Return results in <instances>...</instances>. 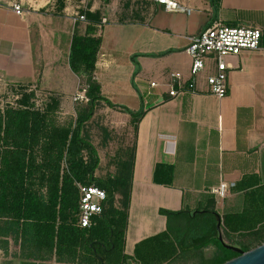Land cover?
I'll return each instance as SVG.
<instances>
[{
	"label": "crops",
	"instance_id": "1",
	"mask_svg": "<svg viewBox=\"0 0 264 264\" xmlns=\"http://www.w3.org/2000/svg\"><path fill=\"white\" fill-rule=\"evenodd\" d=\"M178 1L185 9L167 10L154 0H112L105 5L104 0H0L2 90L36 92L37 87L62 80V72L72 71L73 34H85L88 13L99 17L101 23L95 25L102 44L95 78L102 94L134 112L144 110L137 131L130 113L103 100L88 122L104 125L102 140L95 142L91 136L101 158L102 172L96 171L100 177L114 173L104 170L99 145L109 151L105 158L110 152L116 158L124 145L119 140L129 130L135 132L124 250L130 260L136 259L138 243L178 223L180 217H169L167 211L196 215L215 208L222 219V234L234 241L243 240L242 236L231 237L225 217L256 218L263 208L264 0ZM15 4L22 5V14L15 11ZM80 14L86 19L79 20ZM214 22L260 28V48L228 57L232 68L226 97L207 91L205 76L214 71L211 64L199 78L197 91L171 96L165 85L171 72H182L186 81L191 78L192 58L186 51L190 37ZM61 86L54 90L62 89L64 98ZM221 182L228 184L223 198L213 191Z\"/></svg>",
	"mask_w": 264,
	"mask_h": 264
},
{
	"label": "trees",
	"instance_id": "2",
	"mask_svg": "<svg viewBox=\"0 0 264 264\" xmlns=\"http://www.w3.org/2000/svg\"><path fill=\"white\" fill-rule=\"evenodd\" d=\"M89 24L85 34L72 36L69 63L72 71L86 77L87 107L74 123L50 126L47 116L31 105L34 91L22 93L20 107H0V238L13 237L33 259L72 261L78 250L85 249L89 264L128 262L124 253L132 194L135 145L123 148L116 156V171L108 176H96L101 158L87 131L100 100L133 116L135 131L144 110L132 111L116 104L102 94L95 78L98 53L102 44L98 16L87 14ZM136 59V56H134ZM56 106H57V102ZM55 105L51 108L55 109ZM46 143L42 145L43 139ZM46 152L40 159L38 149ZM128 151V153H127ZM123 154V155H122ZM158 172V170H157ZM78 183L95 184L106 190L108 197L101 216L92 226H79L80 189ZM264 191V187H263ZM215 204V203H214ZM254 217L244 214L227 216L224 224L231 235L251 237L257 244L243 240H220L217 211L207 209L193 215L191 211H167L180 217L175 226L148 237L137 244L136 264H171L190 252L203 253L214 246L216 255L202 258V264H223L239 252L224 246L226 242L249 251L264 243V201ZM238 219V225L233 221ZM223 230V227H221ZM229 238V237H228Z\"/></svg>",
	"mask_w": 264,
	"mask_h": 264
},
{
	"label": "built area",
	"instance_id": "3",
	"mask_svg": "<svg viewBox=\"0 0 264 264\" xmlns=\"http://www.w3.org/2000/svg\"><path fill=\"white\" fill-rule=\"evenodd\" d=\"M163 5L167 10L185 9L178 0H154ZM14 9L18 14H22L24 9L21 4H15ZM79 20H85L86 15L80 14ZM263 31L254 27H233L214 22L211 26L190 37V42L186 51L192 58L191 78L186 81L182 72L174 71L170 73L169 80L165 85L169 89L171 96H177L186 90L197 91V82L207 70L213 67L214 71L205 76L208 85V92L224 98L228 95L229 70L232 68L228 62V57L238 56L246 50H257L260 48ZM157 82H152L156 85ZM87 100L86 93L78 92L75 100ZM80 189L79 203V226L83 228L91 227L96 216H101L108 194L105 189L95 184L78 183ZM214 193L223 198L227 195L228 184H221L213 189ZM116 264H136L133 260Z\"/></svg>",
	"mask_w": 264,
	"mask_h": 264
},
{
	"label": "rangeland",
	"instance_id": "4",
	"mask_svg": "<svg viewBox=\"0 0 264 264\" xmlns=\"http://www.w3.org/2000/svg\"><path fill=\"white\" fill-rule=\"evenodd\" d=\"M88 2V1H87ZM112 0H104L103 4L106 3L110 4ZM63 60V58H62ZM65 60H63V63ZM61 76L63 77L62 80H54L52 86L48 87H37L35 90V95L33 96L31 100V105L35 108L41 110L44 112L47 116V122L50 126H68L70 123H74L78 117V114L81 110L85 109L87 107V100H79L76 101L73 99L78 92L86 93L88 82L85 76L80 74H74L71 70H69V73L62 72ZM62 85L65 89V95L68 96L67 101L64 95V98L60 96V90H54L59 85ZM35 88V87H34ZM27 92H30V88H27ZM25 92V90H2L0 88V107L2 109L7 107H20L19 101L22 98V93ZM60 100L62 101L60 103ZM57 102V106L56 103ZM55 105L56 108L52 109L51 106ZM89 127L87 128V131H89L90 135L92 136V139L95 142H99L103 139V130L101 129L102 126H104L102 123L100 126L95 125L94 123H89ZM112 124L110 123L109 127H111ZM108 127V128H109ZM124 138L122 140H119L123 145L122 148H132L135 140V132L134 130H129V133H125ZM118 139V137H117ZM42 145L46 143V138L43 139ZM100 150L102 151V160H103V166L104 170L107 169L113 173L116 171V163L114 154L111 152L107 154V157L105 158V151L106 149L103 148L101 145H99ZM109 152V151H106ZM38 155L40 159H44L46 156V152L44 151L43 147H40L38 149ZM128 153V151H127ZM121 154H117L119 156ZM123 155V154H122ZM102 172V168H99ZM223 231V230H222ZM224 234V233H223ZM224 236V235H223ZM226 241L228 243H231V240H228L226 238ZM254 244H257L258 241L251 237L244 238L243 241H239L240 243H248L251 242ZM217 249L213 246L205 249L202 254L200 252H190L187 255H181L182 263L180 264H202V258L208 260L213 258L216 255ZM29 252L26 251L21 247L20 241H16L13 237H2L0 238V264H89L86 260H88L87 256L88 253L85 251V249H79L78 255L75 260L72 261H58L57 256H54L53 258L49 260H41V259H33L29 258L27 256ZM180 258V259H181Z\"/></svg>",
	"mask_w": 264,
	"mask_h": 264
},
{
	"label": "water",
	"instance_id": "5",
	"mask_svg": "<svg viewBox=\"0 0 264 264\" xmlns=\"http://www.w3.org/2000/svg\"><path fill=\"white\" fill-rule=\"evenodd\" d=\"M218 217V229L220 231L219 238L220 240L224 241L223 234H222V219L220 215H217ZM224 246L234 249L235 251L239 252V256L235 257L223 264H264V243L249 250L244 251L243 249L229 245L226 242L224 243Z\"/></svg>",
	"mask_w": 264,
	"mask_h": 264
}]
</instances>
